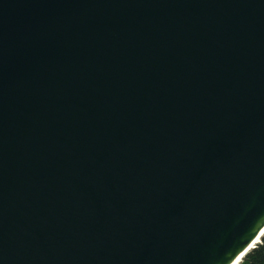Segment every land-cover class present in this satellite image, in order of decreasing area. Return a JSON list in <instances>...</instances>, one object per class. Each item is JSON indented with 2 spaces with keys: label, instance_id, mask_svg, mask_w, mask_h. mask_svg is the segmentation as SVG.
Wrapping results in <instances>:
<instances>
[{
  "label": "water",
  "instance_id": "obj_1",
  "mask_svg": "<svg viewBox=\"0 0 264 264\" xmlns=\"http://www.w3.org/2000/svg\"><path fill=\"white\" fill-rule=\"evenodd\" d=\"M263 226L264 0H0V264H230Z\"/></svg>",
  "mask_w": 264,
  "mask_h": 264
},
{
  "label": "trees",
  "instance_id": "obj_2",
  "mask_svg": "<svg viewBox=\"0 0 264 264\" xmlns=\"http://www.w3.org/2000/svg\"><path fill=\"white\" fill-rule=\"evenodd\" d=\"M239 264H264V234L255 247L250 248L242 257Z\"/></svg>",
  "mask_w": 264,
  "mask_h": 264
},
{
  "label": "bare ground",
  "instance_id": "obj_3",
  "mask_svg": "<svg viewBox=\"0 0 264 264\" xmlns=\"http://www.w3.org/2000/svg\"><path fill=\"white\" fill-rule=\"evenodd\" d=\"M262 234H264V226L260 229L259 233L257 234V236L254 238V240L251 242V244L248 246V249L246 250V252L252 248L253 246H255V244L257 242H259L260 237L262 236ZM245 253V252H244ZM244 253L240 254L239 256H237L230 264H239V262L241 261Z\"/></svg>",
  "mask_w": 264,
  "mask_h": 264
}]
</instances>
